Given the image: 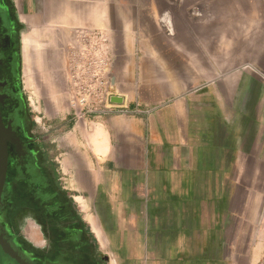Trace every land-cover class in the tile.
Listing matches in <instances>:
<instances>
[{
  "label": "crops",
  "instance_id": "1",
  "mask_svg": "<svg viewBox=\"0 0 264 264\" xmlns=\"http://www.w3.org/2000/svg\"><path fill=\"white\" fill-rule=\"evenodd\" d=\"M9 2L50 159L33 137L106 264H264V0Z\"/></svg>",
  "mask_w": 264,
  "mask_h": 264
},
{
  "label": "flooded vegetation",
  "instance_id": "2",
  "mask_svg": "<svg viewBox=\"0 0 264 264\" xmlns=\"http://www.w3.org/2000/svg\"><path fill=\"white\" fill-rule=\"evenodd\" d=\"M5 30L0 27V34ZM0 104L4 125L19 112V123L13 121L16 135L24 143L19 153L8 145V164L3 207L0 208V231L12 247L29 264H106L97 254L86 227L74 209L71 197L60 184L50 160L43 158L35 138L29 133L24 112L17 47L9 34L0 47ZM22 102H19V100ZM22 103V105H21ZM31 219L37 230V244L29 245L17 228L22 220ZM17 227V228H16ZM3 264H17L0 251Z\"/></svg>",
  "mask_w": 264,
  "mask_h": 264
},
{
  "label": "water",
  "instance_id": "3",
  "mask_svg": "<svg viewBox=\"0 0 264 264\" xmlns=\"http://www.w3.org/2000/svg\"><path fill=\"white\" fill-rule=\"evenodd\" d=\"M0 24H2L1 16H0ZM3 29H5L6 32L0 34V47H1L2 39H4L9 34L10 31L9 22L7 25H5ZM2 85L3 84L0 83V86ZM5 97H6L5 95L0 94V104L3 103ZM121 101L122 100L119 97H113L111 99V102L115 104H119L121 103ZM19 102H22V100L20 99ZM22 111L24 112V106ZM14 115H15L14 120H16L17 123H19V120H21L19 112L18 111L14 112ZM14 120L10 118L8 119L7 125H4L2 123L1 115H0V208L4 206L3 198H4V190L6 187L5 179H6L7 164H8V149H7L8 145L13 144L19 153L22 151V148H24V143L16 135L15 129L12 126ZM0 251L4 256L13 260L17 264H29L21 258L20 254L12 247L5 234L1 231H0ZM0 264H3L1 256H0Z\"/></svg>",
  "mask_w": 264,
  "mask_h": 264
},
{
  "label": "rangeland",
  "instance_id": "4",
  "mask_svg": "<svg viewBox=\"0 0 264 264\" xmlns=\"http://www.w3.org/2000/svg\"><path fill=\"white\" fill-rule=\"evenodd\" d=\"M0 16L2 18V24H0V27L4 28L5 25L8 24L9 20L6 15V9L2 6H0ZM20 83H21V77H20ZM21 91H22V86H21ZM24 108H25V105H24ZM27 117H28V122H29V128H28L29 133L35 138H38L41 140L42 145L40 146V152H42L45 155V157L50 159L51 158V144L49 143V140L47 139V135H48L46 131L47 129L38 128L37 125L34 123L33 115L31 113L27 112ZM31 121L34 124H32ZM38 149H39V146H38ZM29 223H30L29 220H25V222L22 224V229L27 228Z\"/></svg>",
  "mask_w": 264,
  "mask_h": 264
},
{
  "label": "built area",
  "instance_id": "5",
  "mask_svg": "<svg viewBox=\"0 0 264 264\" xmlns=\"http://www.w3.org/2000/svg\"><path fill=\"white\" fill-rule=\"evenodd\" d=\"M103 66L107 67V62L102 63ZM98 85L96 89H90L87 88L88 92L87 95H95L96 98V102L92 104V106H89V104H87V110L89 112H92L94 110V112L100 111V112H111V108L109 107V104H111L108 101V96L112 94V88H111V82L109 80H102L101 82L98 81ZM106 86L107 89H105V93L102 94L100 87L102 86ZM110 86V87H108ZM106 97V98H105ZM86 101L85 97H80L78 102L79 104H84Z\"/></svg>",
  "mask_w": 264,
  "mask_h": 264
},
{
  "label": "trees",
  "instance_id": "6",
  "mask_svg": "<svg viewBox=\"0 0 264 264\" xmlns=\"http://www.w3.org/2000/svg\"><path fill=\"white\" fill-rule=\"evenodd\" d=\"M0 5L6 9V15L9 20V25H10L9 36L12 39V41L15 43L17 47V52H18V35H19V30L21 29V25L18 23V21L16 20L14 16L13 9H12V6L9 0H0ZM17 59H18V54H17ZM18 62H19V59H18ZM31 123L34 124L32 121Z\"/></svg>",
  "mask_w": 264,
  "mask_h": 264
},
{
  "label": "bare ground",
  "instance_id": "7",
  "mask_svg": "<svg viewBox=\"0 0 264 264\" xmlns=\"http://www.w3.org/2000/svg\"><path fill=\"white\" fill-rule=\"evenodd\" d=\"M96 130H97V129H96ZM97 131H98V130H97ZM99 132H100V131H99ZM97 133H98V132H97ZM100 133H101V132H100ZM94 136H96V134H95ZM96 138H97V137H96ZM99 142H100V141H99ZM97 145H98V144H97ZM103 145H104V144H103ZM103 145H102L101 147H104ZM99 146H100V145H99ZM98 148H100V147H98ZM100 149H101V148H100ZM97 150H98V149H97ZM99 151H100V150H99ZM100 152H101V151H100ZM77 200H78V199H77ZM82 202H83V201H82ZM78 204H79V203H78ZM82 206H83V205H82ZM91 219H92V218H91ZM87 220H88V219H87ZM90 221H91V220H90ZM90 221H89V222H90ZM90 223H92V222H90ZM93 227H94V226H93ZM93 227H92V228H93ZM96 228H97V227H96ZM102 238H103V237H102ZM102 242H103V241H102ZM113 263H114V261H113Z\"/></svg>",
  "mask_w": 264,
  "mask_h": 264
}]
</instances>
